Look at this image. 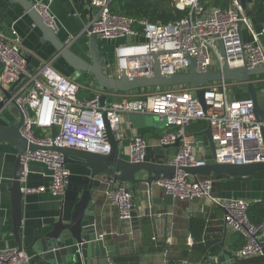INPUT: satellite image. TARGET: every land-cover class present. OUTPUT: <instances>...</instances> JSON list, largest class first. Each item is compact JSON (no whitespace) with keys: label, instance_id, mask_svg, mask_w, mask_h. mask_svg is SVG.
Listing matches in <instances>:
<instances>
[{"label":"built area","instance_id":"obj_1","mask_svg":"<svg viewBox=\"0 0 264 264\" xmlns=\"http://www.w3.org/2000/svg\"><path fill=\"white\" fill-rule=\"evenodd\" d=\"M111 1L90 0L97 10L91 21L92 32L102 41L141 40L115 48L118 68L121 59L128 60V67L124 69L128 76L150 74L152 57H155L162 75L187 72L189 59L195 60L198 73H204L208 68L221 69L218 41L222 43L230 67H264V46L259 42L264 28L260 34L252 31L251 22L239 0H229L225 9L205 7L201 0H176L175 4L183 5L186 10L183 18L168 24L141 21V32L133 28L134 20L110 11ZM35 8L44 23L56 30L57 21L50 13L49 5L40 2ZM239 25L250 33L251 41L242 40ZM234 84L217 82L207 85L203 94L205 111L188 86L148 89L138 99L123 95L119 99L108 100L106 106L101 107L98 95L90 100L78 98L80 86L72 78L58 73L49 63H43L35 72H30L16 32L10 30L8 35L0 32V104L15 107L23 119L21 134L32 144L106 155L110 152V145L105 134V120L115 138L123 141L125 135L120 130L118 119L139 114L150 115L164 124L165 131L154 141L153 147H174L178 143L175 154L166 160L165 164L170 166L203 167L207 164L194 153L196 138L188 128L195 121H204L210 127L211 142L216 149L214 162L238 165L264 163L261 134L264 117L261 121L256 120L254 104L249 98L238 100L234 97ZM5 92L10 94L9 99H6ZM54 129L57 131L52 134ZM35 130L44 133V137H37ZM149 148L143 137L133 136L127 144V159L134 163L145 162ZM30 163L46 167L50 173L49 183L37 189L22 188V192H47L53 197H63L70 173L61 155L48 151L21 155V184L27 180ZM98 178L104 200L115 208L118 220L131 222L133 197L130 189L112 177ZM155 185L173 204L206 198L220 207L224 211L225 225L243 238V245L233 253L235 258L264 255V241L260 238L264 224L254 225L249 221V202L214 197L213 178L197 177L195 181L177 171L170 179H160ZM165 215L170 217V211ZM30 259L22 249H0V264H28ZM106 264L114 263L106 258Z\"/></svg>","mask_w":264,"mask_h":264},{"label":"crops","instance_id":"obj_2","mask_svg":"<svg viewBox=\"0 0 264 264\" xmlns=\"http://www.w3.org/2000/svg\"><path fill=\"white\" fill-rule=\"evenodd\" d=\"M35 3L44 2L49 5L50 13L57 21L56 32L70 49L88 60V38L85 33L87 26L95 18L97 10L90 0H31ZM7 0H0V12ZM255 0H239L240 6L251 22L252 31L260 34L264 28L257 16ZM263 3V1H262ZM264 5V3H263ZM240 34L244 42L251 41V35L246 28L240 26ZM14 30L20 40L21 51L26 56L27 68L35 72L43 63L65 77L72 78L79 86L78 98L90 100L98 93L92 77L88 74L76 73L49 45L35 50L39 42V32L32 20L18 5L10 6L0 18V32L8 35ZM140 39H118L115 41L99 40V51L103 57L104 70L109 76H117L119 68L114 59L115 48L131 45ZM259 42L264 46V34L259 36ZM115 60V62H114ZM110 65V66H109ZM257 85L263 87L264 77L256 79ZM147 91L139 90L131 93H111L108 100L119 99L123 95L129 98H141ZM234 97L246 99L245 90L236 83L233 85ZM264 109V100H261ZM2 124H16L19 119L17 110L11 105L5 106L0 113ZM150 115L129 114L118 119L124 140L120 143V154L127 158V144L133 136H141L148 142L147 162L166 163L168 157L176 152V147L155 148L154 141L165 131L164 124L158 119L148 118ZM207 124L195 121L188 128L190 134L202 132ZM195 155L210 162L206 150L194 148ZM17 158V151L8 144H0V186L7 188ZM70 176L63 197H53L45 193H24L22 200V221L19 230V240L22 250L29 256L28 264H48L43 258L28 250L34 236H42L49 231L63 212L68 218L74 204L81 193L87 188L90 171L79 164L67 165ZM49 171L42 164L30 163L29 173L22 188L37 189L49 183ZM138 178H143L140 173ZM213 178L212 195L221 199L238 198L250 203L252 218L259 224H264V215L257 211L264 209V171L255 173L247 181L233 180L228 177ZM131 191V189H130ZM132 192V191H131ZM133 197V218L131 222L119 221L114 207L104 200L103 187L99 178L93 180L91 207L95 210L96 231L108 247L116 248L113 256L104 258H85L67 264H106L110 258L114 264H198L208 251L219 252L222 248L234 253L243 244V238L233 233L224 223V211L212 204L206 198L193 201L173 202L164 196L155 183L151 189L146 184H137ZM170 211L171 216L165 213ZM257 212V213H256ZM171 218V219H170ZM170 221L172 226H170ZM171 227V228H170ZM12 222L9 211V198L5 195L0 201V249H17L18 245L11 234ZM264 241V230L260 237ZM238 264H264V255L245 259L236 258Z\"/></svg>","mask_w":264,"mask_h":264},{"label":"water","instance_id":"obj_3","mask_svg":"<svg viewBox=\"0 0 264 264\" xmlns=\"http://www.w3.org/2000/svg\"><path fill=\"white\" fill-rule=\"evenodd\" d=\"M12 5H18L27 14L40 34L39 42L34 51H37L44 45H49L55 52V55L61 58L74 72L90 75L94 80L98 93V104L101 107L106 106L108 95L113 92L131 93L155 88L188 86L192 88L194 97L202 111H205L206 106L203 100L205 87L217 82H233L245 90L248 98L253 102L256 120L261 121L264 117V109L261 108L260 103L261 100H264V90L262 86L256 83L257 78L264 76V67H230L220 41H218V49L221 57V69L212 70L208 68L204 73H198L195 67V60L189 59L187 72L162 75L155 57H152L150 74L128 76L124 70L120 69L118 75L112 77L107 75L104 70L103 57L99 51V39L92 32L91 23L85 30L88 38L89 55L88 60H85L82 56L74 53L70 49L69 44L61 40L56 30H53L44 23L35 8V3L31 0H7L0 12V18ZM175 7L180 11L184 10V6L181 4H175ZM238 28H241L240 25ZM13 88L14 85L11 90ZM4 95L6 99L10 98V94L7 92ZM5 106L7 105L0 104V113ZM22 126L23 119L21 116H19L16 124H2L0 122V144H8L17 151L10 184L5 190L0 186V201L5 195H8L12 222L11 234L18 245V249H22L19 240V230L21 228L22 200L24 197L20 182V156L26 152H53L61 155L64 165L79 164L90 171V180L87 188L81 193L78 201L72 207L69 217L64 218L62 212L58 219L50 225L49 231L42 236H34L32 243L28 247L29 251L43 258L48 264H67L75 262L78 259L113 256L114 249L116 248H109L107 242L99 237L96 231L95 210L90 206L93 180L96 177H112L114 180L124 183L134 192L137 184H146L151 189L156 181L170 179L177 171L185 173L195 181L197 177L216 178L222 176L233 180L247 181L252 179L255 173L264 171V163L238 165L214 162L216 159V149L211 142V130L208 125L202 132L196 133L194 136L198 146L206 150V156L210 158V162L203 167L180 168L165 163L157 164L147 161L141 163L130 162L120 154L121 141L115 138L106 120L105 134L110 145V152L106 155L72 148L47 147L32 144L21 134ZM261 134L264 141L263 129H261ZM177 146L178 143L174 147ZM140 173H144L143 178L137 177ZM210 252H206V255H204L202 261L198 264H238L233 253L224 248L215 254Z\"/></svg>","mask_w":264,"mask_h":264},{"label":"trees","instance_id":"obj_4","mask_svg":"<svg viewBox=\"0 0 264 264\" xmlns=\"http://www.w3.org/2000/svg\"><path fill=\"white\" fill-rule=\"evenodd\" d=\"M262 1L263 0H255L254 6L259 20L264 22V5ZM175 3L176 0H112L110 3V11L113 14L122 15L134 20L133 28L141 32L142 27L139 24L141 21L168 24L183 18L186 15V10L180 11L176 9ZM229 3V0H201V4L205 7H218L221 9L227 8ZM56 131L57 130L54 129L52 134H55ZM35 135L37 137H44L45 134L39 130H35ZM250 210L251 206H249L247 214L249 221L254 225H260L258 221L253 220ZM257 212L260 216L264 215V209ZM210 253L215 254L214 251Z\"/></svg>","mask_w":264,"mask_h":264},{"label":"bare ground","instance_id":"obj_5","mask_svg":"<svg viewBox=\"0 0 264 264\" xmlns=\"http://www.w3.org/2000/svg\"><path fill=\"white\" fill-rule=\"evenodd\" d=\"M124 54H129V52H124ZM119 68L121 70H124L128 67V60L127 59H121L120 62H119Z\"/></svg>","mask_w":264,"mask_h":264},{"label":"rangeland","instance_id":"obj_6","mask_svg":"<svg viewBox=\"0 0 264 264\" xmlns=\"http://www.w3.org/2000/svg\"><path fill=\"white\" fill-rule=\"evenodd\" d=\"M114 59H115V58H114ZM114 62H115V60H114ZM227 83H228V85H229V83H230V82H227ZM148 118H151V119H153V117H152V116H149Z\"/></svg>","mask_w":264,"mask_h":264}]
</instances>
